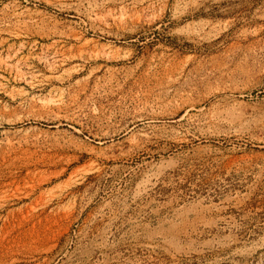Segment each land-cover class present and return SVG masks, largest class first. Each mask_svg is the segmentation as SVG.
I'll return each instance as SVG.
<instances>
[{
	"label": "rangeland",
	"instance_id": "1",
	"mask_svg": "<svg viewBox=\"0 0 264 264\" xmlns=\"http://www.w3.org/2000/svg\"><path fill=\"white\" fill-rule=\"evenodd\" d=\"M31 5L0 4V264H264V0ZM146 103L179 133L97 156Z\"/></svg>",
	"mask_w": 264,
	"mask_h": 264
},
{
	"label": "bare ground",
	"instance_id": "2",
	"mask_svg": "<svg viewBox=\"0 0 264 264\" xmlns=\"http://www.w3.org/2000/svg\"><path fill=\"white\" fill-rule=\"evenodd\" d=\"M32 1L37 2V0H0V4H2V8L8 11L9 16L17 19H33L38 14H45L36 9L32 10L30 8ZM34 4L36 5V3ZM46 14L48 13L46 12ZM83 36L84 33L74 35L76 39L83 38ZM104 58L106 61L114 59L110 56ZM94 59H101V56L98 54ZM163 107L148 103L131 104L120 111L105 131L98 134H88L85 136V140L96 145L94 146L97 149L96 155H105V160H129L138 152H157L158 150L151 146L155 147L158 142L175 137L179 133L182 120L188 115L187 110L181 113V109L168 111ZM72 135L66 134L65 141L69 143L73 138Z\"/></svg>",
	"mask_w": 264,
	"mask_h": 264
}]
</instances>
